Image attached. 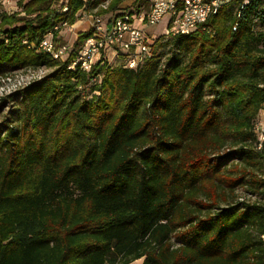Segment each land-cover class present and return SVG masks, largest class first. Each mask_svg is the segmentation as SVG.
<instances>
[{
  "label": "trees",
  "instance_id": "obj_1",
  "mask_svg": "<svg viewBox=\"0 0 264 264\" xmlns=\"http://www.w3.org/2000/svg\"><path fill=\"white\" fill-rule=\"evenodd\" d=\"M124 1L0 11V78L49 69L0 96V264H264V200L238 192L264 195V0L153 39L134 67L68 68L92 27L63 61L39 48Z\"/></svg>",
  "mask_w": 264,
  "mask_h": 264
},
{
  "label": "built area",
  "instance_id": "obj_2",
  "mask_svg": "<svg viewBox=\"0 0 264 264\" xmlns=\"http://www.w3.org/2000/svg\"><path fill=\"white\" fill-rule=\"evenodd\" d=\"M251 1L152 0L149 9L145 12L128 13L123 11L121 14L110 15L108 18H104L100 14L83 12L78 19L89 17L91 20L90 27L93 30L91 35L86 37L82 44L77 47L67 67L85 72H88L97 62H100V64L104 62L113 64L115 62L127 67H134L140 64L148 55L149 44L154 39V35H147L145 32L146 27L154 26L163 21V35L186 34L206 22L221 7L233 3L235 4V15L239 16ZM66 9V6L62 8L63 11ZM71 27H73V24H68L65 21L56 24L52 30L41 38L38 44L39 48L55 59L61 61L67 59L73 46L58 44L55 34L62 28L69 29ZM232 28H236V23ZM2 78L4 77L0 79ZM9 92L12 91L0 92V96ZM254 132L260 147L261 142L264 141V94L254 124ZM261 240L264 244V228Z\"/></svg>",
  "mask_w": 264,
  "mask_h": 264
},
{
  "label": "rangeland",
  "instance_id": "obj_3",
  "mask_svg": "<svg viewBox=\"0 0 264 264\" xmlns=\"http://www.w3.org/2000/svg\"><path fill=\"white\" fill-rule=\"evenodd\" d=\"M18 1L19 0L16 1V5H17ZM151 1L152 0H140V2H138V0H125L121 5L120 10L128 11V12L131 11V13L142 12V11H145L149 8ZM8 3H9V0H0V11L1 10L6 11L5 6H7ZM147 6H148V8L146 9L145 7H147ZM11 10L12 9H9L8 12H11ZM15 10H18V5H17ZM15 10H13V11H15ZM102 15L104 18H108L111 15V13H106V14H102ZM90 21L91 20L89 17H85L83 19V21H81V23L76 24L75 26H73L69 29L68 28H62L59 32H57L55 34L56 35L55 39L57 40L56 42L58 44H67V45H70L72 47L73 43L76 39L77 33L90 28V25H91ZM163 24H164L163 21H161L160 23H158L154 26H150V27L148 26L145 28V32L147 33L148 36H150L151 34L154 35V39H156L158 37L162 38V36H164V38H163V40H164L165 35H163V33H162L163 32ZM168 47L169 46H164V47L159 48V50L164 52L163 58H165L166 55L168 53H170ZM113 64H115V62ZM48 71H49V69L44 68V67H39L36 69L28 68V69L14 70L9 74V76L0 79V92L5 93L8 91H13V90L19 89L22 86L29 83L31 80L36 79V78L44 75ZM260 173H261V176L264 177V169L260 170ZM263 190H264V187H263ZM238 192L240 193V195H242L244 198H247V199L262 198V200H264V195L261 197L260 194L252 193L245 188L239 189ZM141 261H142L141 259H139V260L136 259L133 262H131L130 264H141Z\"/></svg>",
  "mask_w": 264,
  "mask_h": 264
},
{
  "label": "crops",
  "instance_id": "obj_4",
  "mask_svg": "<svg viewBox=\"0 0 264 264\" xmlns=\"http://www.w3.org/2000/svg\"><path fill=\"white\" fill-rule=\"evenodd\" d=\"M16 1L17 0H9V3L7 6H5V9L6 11L8 12L9 9H12L11 11L15 10L17 5H16ZM122 5V4H121ZM120 11H123V10H120ZM81 21H83V19H77L74 23H73V26H75L76 24H79L81 23ZM142 260V258H140Z\"/></svg>",
  "mask_w": 264,
  "mask_h": 264
},
{
  "label": "bare ground",
  "instance_id": "obj_5",
  "mask_svg": "<svg viewBox=\"0 0 264 264\" xmlns=\"http://www.w3.org/2000/svg\"><path fill=\"white\" fill-rule=\"evenodd\" d=\"M137 260H139V259H137Z\"/></svg>",
  "mask_w": 264,
  "mask_h": 264
}]
</instances>
